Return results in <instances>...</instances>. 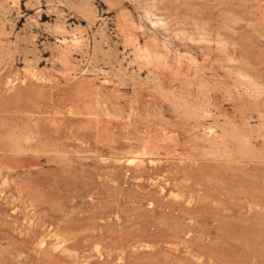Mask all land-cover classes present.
I'll return each instance as SVG.
<instances>
[{
    "label": "rangeland",
    "instance_id": "374dc122",
    "mask_svg": "<svg viewBox=\"0 0 264 264\" xmlns=\"http://www.w3.org/2000/svg\"><path fill=\"white\" fill-rule=\"evenodd\" d=\"M0 264H264V0H0Z\"/></svg>",
    "mask_w": 264,
    "mask_h": 264
}]
</instances>
